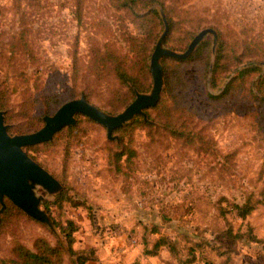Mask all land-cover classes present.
Masks as SVG:
<instances>
[{
    "label": "rangeland",
    "instance_id": "374dc122",
    "mask_svg": "<svg viewBox=\"0 0 264 264\" xmlns=\"http://www.w3.org/2000/svg\"><path fill=\"white\" fill-rule=\"evenodd\" d=\"M121 1L0 0V84L10 103L2 110L6 111L12 134L19 133L15 128L26 126L37 117L44 120L48 114L45 96L36 88L42 76L55 83L61 98H69L90 83L92 103L112 114L126 107L114 111L115 105L121 107L118 95L124 96L127 88L111 73L106 76L107 83L96 82L94 74H89L85 81V76L79 78L76 89L70 88L74 86V57L90 59L92 46L105 47L104 43H108L116 47L133 71L137 70L133 63L136 54L131 48L141 43L144 36L142 22L135 15V8L124 6ZM164 1L166 7L155 2L139 13L157 7L164 23L158 24L156 19L153 25L155 32L160 29L161 36L166 28L163 14L168 19L166 10L172 9L179 20L173 29L169 26V45L175 50L185 51L203 28L213 26L218 33L217 42L211 32L200 42H210L201 56L180 66L169 62L171 70L174 66L180 73L176 79L186 80L185 104L197 111L196 125L191 130L193 141L184 142L186 136L179 138L149 114L148 119L138 114L122 126L125 129H115L118 137L112 139L104 125L79 114L76 124L65 126L52 140L26 147L61 181L62 187L54 193L41 185L36 187V193L43 197L40 207L50 214L53 227L6 197L12 204L7 202L0 213L1 259L11 257L16 243L33 248L39 236L53 243L59 239L67 245L61 225L67 227L70 220L77 225L74 248L92 250L97 257L100 246L105 250L120 236L131 246L129 251L149 255L169 250L168 244H155L163 236L174 241L172 256L187 260L195 255L193 264H209L220 257L210 245L198 247L195 242L217 239L204 228L222 226L225 216L236 229L246 230L251 223L254 232L264 237V102L250 92L252 86L263 96L258 92L257 81L264 74V0ZM218 30L225 40L227 56L223 62L227 67L219 69L218 84L213 86L211 78L220 46ZM20 31L23 38L14 41L15 47L11 36ZM26 37L28 45L24 43ZM12 51L17 54L12 56ZM39 63L42 65L36 69ZM252 65L258 67L246 75L245 81L221 95L239 70ZM43 68L45 75L41 76ZM141 79L148 88L137 89L136 95L137 91L149 92L153 86V78ZM27 80L33 87L31 97L24 90ZM207 91L221 96L210 98ZM53 110L57 109L52 108L51 114ZM8 113L11 120L7 119ZM151 113L156 114L153 109ZM140 115L153 126L137 120ZM123 150L126 154L119 158L118 152ZM60 193L64 196L56 202ZM248 196L260 202L243 220L231 207L242 204ZM219 238L232 242L229 237ZM234 246L236 264L244 261L242 252L255 254L264 250V243L240 239ZM75 257L66 254L65 264H73Z\"/></svg>",
    "mask_w": 264,
    "mask_h": 264
},
{
    "label": "trees",
    "instance_id": "16d2710c",
    "mask_svg": "<svg viewBox=\"0 0 264 264\" xmlns=\"http://www.w3.org/2000/svg\"><path fill=\"white\" fill-rule=\"evenodd\" d=\"M155 2H161L162 5L166 7L164 0L121 1L124 6L128 5L132 9L135 8V15L138 17L140 22H142L140 23V25L143 29L144 36L141 38V43L137 45L135 43L133 48H131V51L134 52V55L136 54L135 62L133 63L136 65L137 70L133 71L132 65L130 63H127V59L122 56V54L116 47L109 46L108 43H104L105 47L99 45L92 46L89 49L90 59H87L85 57L82 58L83 56L74 57L72 74L74 86H70V88L73 87L76 89L79 78H83V76H85V81V78L87 79V76L89 74H94V81L102 82L103 80H106V83L109 82L108 78L106 77L107 74H113V77L120 82L121 86L127 88L124 96L118 95L120 96L122 101L121 107L118 108V105H115V107L117 108H115L114 111H119L120 109H122V107L127 106L134 99L137 89L146 90L148 88L147 84L141 79V77L147 76L148 78H150V80H152L153 78L150 69V59L154 49V44L160 36V29L155 32L153 24H156L154 22L156 21V19H158V24L161 25L164 23V21L157 7H152L146 13H139V11L147 7H151ZM166 11L171 30L176 25V23L179 22V20L177 19V17H175L171 8H168ZM24 25L26 27L27 23H24ZM218 32L220 34V46L218 50L216 65L211 78L213 86H216L218 84L219 69L227 67L226 63L223 62L224 58L227 56V53L225 51L226 46L224 42V36L221 31L218 30ZM22 33L23 32L20 31L19 33H15L11 36L12 44H15V47H17V45L16 43H14V41L16 39L18 40L20 38H23ZM26 38L24 39V43L28 45V37ZM169 38L170 31H168L165 37V44L169 45ZM209 45V41H203L197 47L195 52L187 58L179 59L169 56H165L163 58L165 67V86L161 92V97L157 105L146 109L150 118L163 123L165 127H170L171 131L174 134H177L179 138L182 135L186 136L184 142L189 140L193 141L194 136L192 135L191 130H193L196 125L194 120L197 116V111L193 106L185 104L184 99H186L187 90L185 86L186 80L184 79V77L176 79L177 74L180 73H176L174 66L171 70L170 64L173 63L176 66L187 64L191 60L197 58L198 56H201L202 52L204 53L206 50H208ZM169 47H171L172 49H177L173 45H169ZM15 54H17V51H12V56H14ZM80 58L82 59L80 60ZM41 65V63L37 64L36 69H39ZM257 67L258 66L252 65L239 70L238 73L227 83L221 95H223L225 92L231 91L235 85H240L241 81H245L246 75L257 69ZM45 69L43 68L39 75H45ZM38 79H40V81L36 82V88L39 87L42 94L45 96L46 102L48 103V114L52 113V108L58 109L67 100L81 97L82 95H85L86 98L91 101L90 97L93 91L90 87V83L88 85L86 84L82 86V89L79 92L75 93V91L71 96H69V98L64 99V97L61 98L62 93L56 91V87L54 86L55 83H53L52 81H48V79H45L43 76L42 78ZM257 85L258 92L260 91L263 96H259L258 93L254 91L252 86H250V92L252 95L256 96L259 100L264 102V74L260 76L259 80L257 81ZM25 86V93L29 92L27 96L31 97L33 95V87L29 80H27ZM5 90V87L0 84V109H5L10 106L8 96L5 94ZM207 95L210 98H219L221 96L218 94H214L211 91H207ZM49 102H52L51 104L53 105L49 106ZM151 109L155 110L156 114L153 115L151 113ZM139 117H137V120L153 126V123L146 121L142 115H140ZM11 118L12 115L8 113L7 119L11 120ZM43 122V118L37 117V119L32 123L26 126L17 127L15 129L19 133L32 132L39 129L42 126ZM129 126L130 125L128 124L127 127ZM125 128L126 127H119L118 129L122 130ZM124 154H126L125 150L118 152V157L122 158ZM63 196L64 195L62 193L58 194L55 201L61 202ZM7 202H9L10 205L12 204L9 200H6V203ZM259 202V200H252L250 196H248L242 204L235 203L231 208H236L239 216L243 220H245L247 215L251 213V211L259 204ZM10 205L7 206L6 211H8ZM226 211L227 209L225 210V212ZM223 219L224 224L222 226L209 225L204 228L210 230V233L215 234L217 239L214 238L215 240L212 241L210 239L203 238L200 241L195 242V245H197L198 247H203L207 244L210 245L212 247V250L216 251L217 255L221 257L220 262L212 261L213 264H235L234 253L236 249L234 243L238 239L264 243V237H259L254 232V227L253 225H251V223H248L247 229L243 230L242 228L236 229L234 223L230 222L226 216L223 217ZM61 227L64 231V236L66 239L65 241H67V245H65L64 242L59 239H57L56 243H53L47 237L39 236L35 240L33 248H30L23 243H16L12 248L11 257L8 259L0 258V264H65L66 254H69L70 256L76 255L75 259L73 260V264H86L90 260L97 259V256L92 250H77L74 248V231L77 229V225L72 220L69 221L67 227L63 225H61ZM219 237L232 238V242L229 244L222 242ZM155 244L156 246H159L160 244H168L170 249L172 250L174 247H176L174 241H172L168 237L163 236L158 239ZM195 259L196 258L194 255L192 258L184 260V262H193L195 261Z\"/></svg>",
    "mask_w": 264,
    "mask_h": 264
},
{
    "label": "water",
    "instance_id": "95a60500",
    "mask_svg": "<svg viewBox=\"0 0 264 264\" xmlns=\"http://www.w3.org/2000/svg\"><path fill=\"white\" fill-rule=\"evenodd\" d=\"M166 28L159 37L152 53L150 68L153 75V86L149 92L137 91L136 98L122 111L112 114L89 101L85 95L64 102L53 114L44 115V125L27 133L12 134L6 123V111L0 109V213L6 207V197L29 215L51 225L53 221L46 209L40 207L42 195L36 193L41 185L49 193L61 189V181L39 161L32 157L26 147L52 140L56 133L68 125L78 122V115L89 116L107 128L109 138H117L114 130L124 126L136 115L142 114L148 119L147 108L157 105L165 85L162 58L171 56L187 58L197 48L207 33L214 34L218 39L217 30L206 27L200 30L191 40L185 51H178L164 45L169 31V22L165 17Z\"/></svg>",
    "mask_w": 264,
    "mask_h": 264
},
{
    "label": "crops",
    "instance_id": "0c3cea01",
    "mask_svg": "<svg viewBox=\"0 0 264 264\" xmlns=\"http://www.w3.org/2000/svg\"><path fill=\"white\" fill-rule=\"evenodd\" d=\"M259 237L261 235L257 234ZM252 243H258L253 241H247ZM107 246V245H106ZM129 244L124 240L123 236L114 238V243H112L109 248H103L100 246V249L96 252L98 257L96 260L91 261L90 264H193V262H184L178 255L175 254V257L171 255V249L169 250H158L152 252L149 255L141 253L139 251H129ZM243 260L241 264H264V250L262 252H256L252 254L251 252H242L241 253ZM217 255V254H216ZM258 255V256H257ZM218 256V255H217ZM235 256V253H234ZM256 256L258 257L257 260ZM220 257V256H218ZM221 257L218 261L220 262ZM209 264H213L212 261ZM236 264V257H235Z\"/></svg>",
    "mask_w": 264,
    "mask_h": 264
},
{
    "label": "built area",
    "instance_id": "2783aa9c",
    "mask_svg": "<svg viewBox=\"0 0 264 264\" xmlns=\"http://www.w3.org/2000/svg\"><path fill=\"white\" fill-rule=\"evenodd\" d=\"M133 240V242H135V240L134 239H132Z\"/></svg>",
    "mask_w": 264,
    "mask_h": 264
}]
</instances>
